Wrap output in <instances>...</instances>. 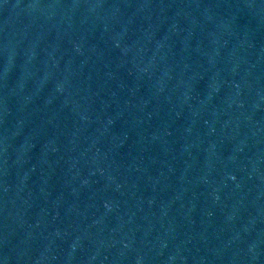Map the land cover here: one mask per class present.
Here are the masks:
<instances>
[{"label":"water","instance_id":"obj_1","mask_svg":"<svg viewBox=\"0 0 264 264\" xmlns=\"http://www.w3.org/2000/svg\"><path fill=\"white\" fill-rule=\"evenodd\" d=\"M0 264H264V0H0Z\"/></svg>","mask_w":264,"mask_h":264}]
</instances>
